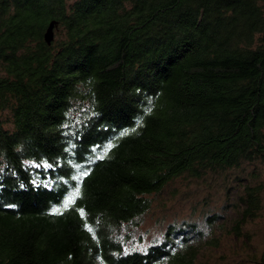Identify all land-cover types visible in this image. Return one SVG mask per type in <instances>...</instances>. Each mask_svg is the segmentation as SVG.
Listing matches in <instances>:
<instances>
[{"label": "trees", "instance_id": "trees-1", "mask_svg": "<svg viewBox=\"0 0 264 264\" xmlns=\"http://www.w3.org/2000/svg\"><path fill=\"white\" fill-rule=\"evenodd\" d=\"M263 174L264 0H0V264H196L129 244L153 202L231 175L241 237Z\"/></svg>", "mask_w": 264, "mask_h": 264}, {"label": "rangeland", "instance_id": "rangeland-1", "mask_svg": "<svg viewBox=\"0 0 264 264\" xmlns=\"http://www.w3.org/2000/svg\"><path fill=\"white\" fill-rule=\"evenodd\" d=\"M240 183L231 175L224 180L174 182L153 202L129 244L142 250L159 242L169 224L194 223L203 232L196 264H259L264 249V206L242 229L244 235L236 237L231 229L240 217ZM213 213L217 218L210 224L205 217ZM186 229L192 232L191 227Z\"/></svg>", "mask_w": 264, "mask_h": 264}, {"label": "water", "instance_id": "water-1", "mask_svg": "<svg viewBox=\"0 0 264 264\" xmlns=\"http://www.w3.org/2000/svg\"><path fill=\"white\" fill-rule=\"evenodd\" d=\"M57 27V21L51 20L43 34L44 41L47 45H50L54 40V29Z\"/></svg>", "mask_w": 264, "mask_h": 264}, {"label": "snow or ice", "instance_id": "snow-or-ice-1", "mask_svg": "<svg viewBox=\"0 0 264 264\" xmlns=\"http://www.w3.org/2000/svg\"><path fill=\"white\" fill-rule=\"evenodd\" d=\"M109 147H111V145H109ZM84 174L86 175L87 173H84ZM78 195H79V189L77 188L75 193L72 196H70L67 200H65L64 208L67 209L72 203H74V198L77 197ZM54 212L60 213V209H54ZM81 215L82 216L84 215L83 210H81ZM86 227H87V225H86ZM88 230L92 231L91 228H88Z\"/></svg>", "mask_w": 264, "mask_h": 264}]
</instances>
